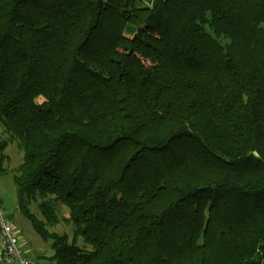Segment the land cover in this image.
Returning a JSON list of instances; mask_svg holds the SVG:
<instances>
[{
  "label": "trees",
  "instance_id": "trees-1",
  "mask_svg": "<svg viewBox=\"0 0 264 264\" xmlns=\"http://www.w3.org/2000/svg\"><path fill=\"white\" fill-rule=\"evenodd\" d=\"M0 128L36 264H264V0H0Z\"/></svg>",
  "mask_w": 264,
  "mask_h": 264
},
{
  "label": "rangeland",
  "instance_id": "rangeland-1",
  "mask_svg": "<svg viewBox=\"0 0 264 264\" xmlns=\"http://www.w3.org/2000/svg\"><path fill=\"white\" fill-rule=\"evenodd\" d=\"M141 1L143 4L150 2V0ZM21 161L22 153L15 141L8 142L6 147L0 151V204L5 215L13 225L14 230L20 235L19 240L24 255L30 259V264H36V262L41 260V255L51 254L50 241L38 236L32 228L30 221L17 207L12 175ZM62 210L66 209L63 208ZM48 230L59 234L66 233L71 237V227L69 225L57 224L49 227Z\"/></svg>",
  "mask_w": 264,
  "mask_h": 264
},
{
  "label": "built area",
  "instance_id": "built-area-1",
  "mask_svg": "<svg viewBox=\"0 0 264 264\" xmlns=\"http://www.w3.org/2000/svg\"><path fill=\"white\" fill-rule=\"evenodd\" d=\"M0 264H30L24 255L17 232L0 205Z\"/></svg>",
  "mask_w": 264,
  "mask_h": 264
},
{
  "label": "crops",
  "instance_id": "crops-1",
  "mask_svg": "<svg viewBox=\"0 0 264 264\" xmlns=\"http://www.w3.org/2000/svg\"><path fill=\"white\" fill-rule=\"evenodd\" d=\"M1 205V204H0ZM17 232V231H16ZM17 234H18V232H17ZM18 236H20L19 234H18ZM0 257H1V250H0Z\"/></svg>",
  "mask_w": 264,
  "mask_h": 264
}]
</instances>
